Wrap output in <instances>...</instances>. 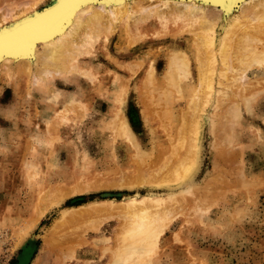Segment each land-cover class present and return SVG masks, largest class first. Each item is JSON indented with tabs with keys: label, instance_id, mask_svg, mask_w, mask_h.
I'll list each match as a JSON object with an SVG mask.
<instances>
[{
	"label": "rangeland",
	"instance_id": "obj_1",
	"mask_svg": "<svg viewBox=\"0 0 264 264\" xmlns=\"http://www.w3.org/2000/svg\"><path fill=\"white\" fill-rule=\"evenodd\" d=\"M181 21L163 24L155 16L139 24L132 37L120 24L106 47L100 39L84 56L87 62L81 64L91 78L71 72L30 85L24 70L10 78L0 72V264H132L124 249L148 246L149 231H130L125 211L131 200L148 197V188L159 192L150 198L166 199L170 211L161 217L169 224L149 244L147 257L133 264H264V61L253 63L247 74L253 93L244 92V84L228 88L226 78L216 74L212 92L195 111L199 72L193 47L185 43L192 37L174 36L184 28ZM177 47L185 49L190 72L169 71ZM135 60L142 67L131 77L127 65ZM150 64L155 79L146 90L141 86ZM126 78L131 88L123 113L141 153L117 133L116 121H109L118 104L107 101ZM54 81L62 94L58 99L49 89ZM70 93L77 101L67 119L58 118ZM194 121L201 138L198 169L192 179L182 173L173 184V165L187 148L181 131ZM168 160L169 168L157 176L159 185L148 186L143 176ZM206 186L207 193L200 189ZM81 206L107 211L87 213ZM67 208L77 218L67 214L62 222Z\"/></svg>",
	"mask_w": 264,
	"mask_h": 264
},
{
	"label": "bare ground",
	"instance_id": "obj_2",
	"mask_svg": "<svg viewBox=\"0 0 264 264\" xmlns=\"http://www.w3.org/2000/svg\"><path fill=\"white\" fill-rule=\"evenodd\" d=\"M43 1L4 0L0 4V72L5 73L8 78L12 77L18 69L25 71L30 85L42 79L50 81L64 75L65 78L71 72L82 77H94V74L81 63L87 59L84 56H88L96 45L100 44L98 43L100 39H103L100 42L103 47H106L120 24L125 34L132 37L134 32H138L139 24L156 16L163 24L171 20L175 22L185 20L184 28L179 29V32H174L176 33L174 36L184 37L186 34L192 37H188L190 44L187 43V37L185 43L193 47L191 54L197 60L199 72V83L193 101L195 111L202 109L203 100L207 99L212 92L216 74L226 78L228 88L233 89L235 86L240 87L244 84V92L253 93L246 78L248 72L252 71L253 63L264 61V0H53L50 4L37 8ZM244 19L249 20V24L244 23ZM134 36L138 37L136 34ZM129 38L128 40H131ZM135 40L132 38L129 42L133 41L132 44H135ZM252 42L254 43L252 44ZM255 43H261L263 49L261 50L262 47L259 49L258 45L255 47ZM171 51L167 64L169 71L173 73L179 68H185L187 72H190V62L186 59L185 49L177 47ZM187 51L189 50L187 49ZM106 54L122 64L120 61L123 60L115 58L108 49H106ZM119 56L122 57L121 54ZM86 62L84 61V63ZM128 63L127 66L131 77H133L142 67V63L137 60ZM145 72L141 87L147 90L155 79L156 67L150 64L146 67ZM258 74L259 71L254 72L255 76ZM115 79L120 80V74L115 73ZM126 80L121 84V90L114 93L113 100L107 101L108 104H118V108L109 121L110 124L116 121L117 133L128 141L137 153H141L137 134L123 113V105L126 102L124 96L130 87V79L126 78ZM217 82L221 88L223 82L221 80ZM56 83L54 81L49 88L54 90L52 91L54 99H58L62 95L58 89L54 88ZM249 99L250 96H247V104ZM76 101L73 94H68L64 103H61L58 108V118L67 119L66 114L70 110L69 106L74 105ZM196 123L198 122L194 121L193 127L192 124L190 127L187 126L189 129H182L181 137L179 136L181 142L182 139L185 141L181 144H185L187 148L184 150L186 154L173 165L172 172L173 176L175 175L173 177L175 181L169 180L173 184L178 183L182 173H185L186 178L192 179L198 169L201 138ZM173 150L178 151V148L176 150L175 147ZM170 165L169 160L165 161L155 173L145 174L143 180L149 184L148 186H158L159 184H156L159 182L157 176H160L161 172L167 170ZM165 182L168 181L165 180ZM200 189L206 193L207 190L210 191L207 186ZM146 192L148 197L143 196L141 200H131L128 202V211H125L130 231L132 229L140 233L143 230L149 231L148 237L144 238L148 246L138 244L133 248L124 249V259L128 255L129 259L132 256V264L145 258L150 247L149 244L158 241L169 224L164 220L166 217H161L170 211L166 205V199L150 198V195L159 194L153 188H148ZM205 196L207 197V195ZM200 199L199 201L202 202ZM205 200L207 201V199ZM101 202L115 203L113 201ZM94 203L91 202L88 205ZM86 206H81L79 209H84L83 211H87V213L90 212L89 210L94 213L107 211L105 207L94 209L87 207L88 209H86ZM71 211L73 208L65 209L63 211L65 215L61 216L60 220L63 222L64 218L69 219L66 215L70 216ZM83 211H79V213L83 214ZM76 215L77 213L70 219ZM157 217H161L160 220L155 219L152 222ZM122 253L123 251L120 252V254ZM121 261L123 260L121 259Z\"/></svg>",
	"mask_w": 264,
	"mask_h": 264
}]
</instances>
